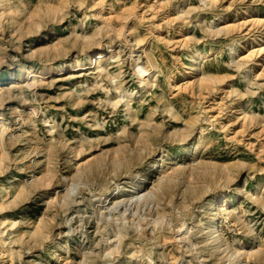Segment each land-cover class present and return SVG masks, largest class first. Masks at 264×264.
I'll return each instance as SVG.
<instances>
[{
  "label": "rangeland",
  "instance_id": "374dc122",
  "mask_svg": "<svg viewBox=\"0 0 264 264\" xmlns=\"http://www.w3.org/2000/svg\"><path fill=\"white\" fill-rule=\"evenodd\" d=\"M263 45L264 0H0V264H264Z\"/></svg>",
  "mask_w": 264,
  "mask_h": 264
},
{
  "label": "bare ground",
  "instance_id": "6f19581e",
  "mask_svg": "<svg viewBox=\"0 0 264 264\" xmlns=\"http://www.w3.org/2000/svg\"><path fill=\"white\" fill-rule=\"evenodd\" d=\"M122 31V30H121ZM121 31H119L120 33H121ZM118 33V31L116 32V34ZM119 34V33H118ZM261 36V35H260ZM86 37V36H85ZM84 36H82V38H83V40H84V38H85ZM81 38V39H82ZM90 38V37H89ZM82 40V41H83ZM88 40H90V39H88ZM86 41V40H85ZM259 41H261V39H259ZM84 43H86V42H84ZM83 43V44H84ZM96 43H99V42H96ZM88 44H90V43H88ZM92 44H93V42H92ZM58 45V44H57ZM99 46H100V44H98ZM240 45V44H239ZM54 46V45H53ZM86 46V45H85ZM51 49H53V48H51ZM116 54L117 52H115L114 53V51L112 50V49H108L107 51L106 50H102V49H100L98 52H95V50L94 49H90L88 52H86L85 53V59L83 60V61H79L76 65H73V64H71V63H58V64H55V65H51V66H47V67H45L44 68V71H43V76L42 77H45V75H49V74H56V73H59V72H65V71H68V70H70L71 68H78V70H83V69H86V66H96L97 65V67H96V69L98 70V73H103V72H105V67L103 68V61H104V58H105V56L106 55H104V54ZM260 53H262V54H264V45H263V47H261V49H260ZM194 55V54H193ZM194 59H192V60H190L192 63H193V65H196V62H197V55H195L194 57H193ZM87 61H89V64L87 63ZM107 61V60H106ZM76 62V61H75ZM243 62V61H242ZM87 64V65H86ZM238 64V63H237ZM45 65V64H44ZM138 68V67H137ZM95 69V70H96ZM139 69V68H138ZM137 69V70H138ZM138 72H139V75H141V82L142 83H145V85H147L148 83L145 81V78L146 77H148L150 74H149V72H148V70H146V69H143V68H140V70H138ZM107 74V73H106ZM200 74V73H199ZM34 75L31 73V72H29V74L27 75V78H30V77H33ZM202 77V76H201ZM148 81V80H147ZM146 87V86H145ZM146 91V90H145ZM130 110V109H129ZM246 116V115H245ZM141 125V124H140ZM142 125H145V124H142ZM139 129V128H138ZM139 131V130H138ZM140 133V132H139ZM147 132H143L140 136H139V134H138V136H136V139H135V142L134 143H136L137 145L138 144H140L141 145V147L143 146V144L144 143H146L147 142ZM118 140V139H117ZM126 143V142H125ZM121 144V143H120ZM119 146V145H118ZM121 146H122V144H121ZM134 146V145H133ZM120 147V146H119ZM137 147V146H136ZM118 148V147H117ZM133 148V147H132ZM146 148V147H145ZM198 148H199V144H197V145H195L194 147H193V150H198ZM121 151V150H120ZM130 152H132V150H131V146H130ZM120 153V152H119ZM143 153V152H142ZM134 154V151L132 152V153H130V154H128V150H123V151H121V153L119 154V155H115V157L111 160V166L110 167H113L115 170H117L118 168H120L124 163H128V160L132 157V155ZM111 158V157H110ZM133 158V157H132ZM162 159H159L158 161H157V164L155 165V169H157V170H160L162 167H163V164H162V161H161ZM108 164V163H107ZM135 165V164H134ZM190 165V164H189ZM170 168V167H169ZM191 168V167H190ZM111 169V168H110ZM124 169V168H123ZM175 172V171H174ZM214 172V171H213ZM161 173V174H160ZM172 173V172H171ZM171 173H168V172H165V171H163L162 172V170L158 173V175H160V176H155L154 178H153V181L151 182V183H149L150 185H153V189H158V188H167L169 185H170V183L172 182V179H173V173L171 174ZM146 174V173H145ZM126 175V174H125ZM141 175V174H140ZM206 175V174H205ZM176 178V177H175ZM130 179V178H129ZM9 182V181H8ZM127 184V183H126ZM37 185H39V184H37ZM145 185L146 184H144V183H141V184H134V186L132 187L133 189V194H135V195H133V196H131L132 198L133 197H136L137 198V201H140L141 202V200H144L145 198L147 199V197L150 195V194H152V191L151 190H149V192H147V193H145V191H146V189H147V187H145ZM172 185V184H171ZM151 188V189H152ZM169 189V188H168ZM160 190V189H159ZM131 192V191H130ZM129 192V193H130ZM113 195V192H111V193H109L108 194V196L107 197H111ZM151 196V195H150ZM222 197V196H221ZM131 198V200H133ZM151 198V197H150ZM149 198V199H150ZM153 198V197H152ZM113 199L114 198H111V200L113 201ZM154 199V198H153ZM134 200H136L135 198H134ZM117 201H120V200H117ZM117 201L114 203V204H116L117 203ZM145 201V200H144ZM149 201V200H148ZM211 203V202H210ZM113 204V205H114ZM228 204H229V201H228V196L227 195H225V196H223L222 198H221V200H219L217 203H212V204H210V207L211 208H213L214 210L216 209V208H222V210H226L227 209V206H228ZM212 209V210H213ZM226 217H225V215H223V218L221 219L222 220V222H221V224L219 225V226H222V225H224V221H223V219H225ZM1 223V222H0ZM216 223V222H215ZM218 224V223H217ZM219 226L217 225V227H213V225H212V228H211V230H210V232H211V238H212V240H213V242H216V243H218L219 245H218V247L220 248V247H222L224 244H223V241L221 240V237H222V235H221V232H219ZM221 230V229H220ZM124 232V231H123ZM126 232V231H125ZM125 236V235H124ZM177 237V236H176ZM179 237V236H178ZM121 238V237H120ZM175 240H176V238H175ZM195 245V244H194ZM184 249V248H183ZM244 249V248H243ZM236 250V249H235ZM242 251V250H241ZM248 251V250H247ZM179 252V251H178ZM225 252V251H224ZM235 252H239V251H235ZM264 253V252H263ZM187 255V254H186ZM228 256V255H227ZM236 256H238L237 254H236ZM239 257V256H238ZM255 257H257V256H255ZM230 258H231V256H230ZM263 259H264V257H263ZM241 260V259H240ZM246 260V259H245ZM227 261V260H226ZM231 262V261H230ZM135 264V263H134ZM190 264V263H189ZM240 264H244L243 263V260L241 261V263Z\"/></svg>",
  "mask_w": 264,
  "mask_h": 264
}]
</instances>
